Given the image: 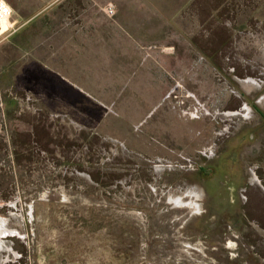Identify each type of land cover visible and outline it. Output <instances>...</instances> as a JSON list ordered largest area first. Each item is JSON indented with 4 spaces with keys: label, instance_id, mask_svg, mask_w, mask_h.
I'll return each instance as SVG.
<instances>
[{
    "label": "rangeland",
    "instance_id": "374dc122",
    "mask_svg": "<svg viewBox=\"0 0 264 264\" xmlns=\"http://www.w3.org/2000/svg\"><path fill=\"white\" fill-rule=\"evenodd\" d=\"M55 4L79 83H0V264H264V0Z\"/></svg>",
    "mask_w": 264,
    "mask_h": 264
},
{
    "label": "crops",
    "instance_id": "0c3cea01",
    "mask_svg": "<svg viewBox=\"0 0 264 264\" xmlns=\"http://www.w3.org/2000/svg\"><path fill=\"white\" fill-rule=\"evenodd\" d=\"M4 1L12 9L9 24L13 25L11 29L0 37V83L7 84V91L23 89L18 84L29 83L32 92H36L37 96L40 95L42 90L46 89L44 91L49 92L48 97L50 98L54 96L51 92H55L57 86L61 90H67L68 86H72L71 83L78 84L79 80L69 77L71 74L70 70H65L59 59L54 58L52 53L47 57L45 54L46 49L42 47L41 38L37 40L34 37L36 40L31 44L26 41L25 27L29 25L31 20H33L34 24H37L38 21L44 18V15L48 14V17H51L50 13L53 12L52 5L59 0H38V2H49L50 5L27 16L22 15L19 11V4L24 0ZM50 8L52 9L49 11ZM25 19L27 21H24ZM39 23L41 24V22ZM59 56H61V51ZM81 87L82 89L84 88L82 85ZM9 96L6 99V111L4 113L8 115L12 122H15L17 121L16 116L22 110L17 96H13L11 93H9ZM21 123V129H26L25 123ZM22 141L17 138L8 139V142ZM28 142H34V138L29 139Z\"/></svg>",
    "mask_w": 264,
    "mask_h": 264
},
{
    "label": "built area",
    "instance_id": "2783aa9c",
    "mask_svg": "<svg viewBox=\"0 0 264 264\" xmlns=\"http://www.w3.org/2000/svg\"><path fill=\"white\" fill-rule=\"evenodd\" d=\"M105 13L109 17H114L116 14L115 7L112 5L107 6L105 8ZM11 15H12L11 7L4 0H0V26H1L2 22H4V21L9 22ZM12 27H13V25L8 27L6 30H2V28L0 27V37L2 35H4Z\"/></svg>",
    "mask_w": 264,
    "mask_h": 264
},
{
    "label": "bare ground",
    "instance_id": "6f19581e",
    "mask_svg": "<svg viewBox=\"0 0 264 264\" xmlns=\"http://www.w3.org/2000/svg\"><path fill=\"white\" fill-rule=\"evenodd\" d=\"M11 25L9 24V22L8 21H4V22H2V24H1V28H2V30H6L8 27H10Z\"/></svg>",
    "mask_w": 264,
    "mask_h": 264
}]
</instances>
